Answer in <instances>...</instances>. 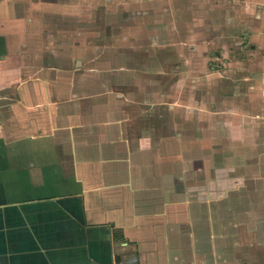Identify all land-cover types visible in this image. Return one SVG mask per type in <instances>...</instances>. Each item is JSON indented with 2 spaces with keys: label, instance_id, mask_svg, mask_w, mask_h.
<instances>
[{
  "label": "crops",
  "instance_id": "0c3cea01",
  "mask_svg": "<svg viewBox=\"0 0 264 264\" xmlns=\"http://www.w3.org/2000/svg\"><path fill=\"white\" fill-rule=\"evenodd\" d=\"M59 1L0 0V264H214L217 200L264 183V0H192L207 79L73 63Z\"/></svg>",
  "mask_w": 264,
  "mask_h": 264
},
{
  "label": "rangeland",
  "instance_id": "374dc122",
  "mask_svg": "<svg viewBox=\"0 0 264 264\" xmlns=\"http://www.w3.org/2000/svg\"><path fill=\"white\" fill-rule=\"evenodd\" d=\"M74 2L66 6L63 0L59 1L53 11L55 19L50 21L57 34L49 41L57 49L60 43H70L72 47L75 41L82 43L79 50L68 51L73 63L76 57L80 58L85 62V69L109 76L118 65L131 63L139 79L208 78L211 65L206 60L211 49L207 44V21L188 19L189 11L196 7L192 0ZM81 4L86 8L85 15L77 13ZM199 10H203L202 6ZM177 11L181 13L180 18ZM182 11L187 13L185 19ZM198 28L201 34L197 37L187 34ZM65 30L70 36L58 37ZM52 55L55 56L53 63H57V57L63 54ZM239 182H233L231 196L217 200L216 218L220 222L217 221L214 264H264V183H258V193L248 189L245 196H240L234 192ZM225 204L226 212L221 208ZM258 204H263V209L257 210Z\"/></svg>",
  "mask_w": 264,
  "mask_h": 264
}]
</instances>
